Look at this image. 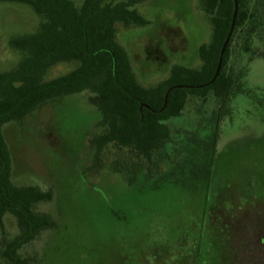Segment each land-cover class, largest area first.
Returning <instances> with one entry per match:
<instances>
[{
	"label": "rangeland",
	"instance_id": "rangeland-1",
	"mask_svg": "<svg viewBox=\"0 0 264 264\" xmlns=\"http://www.w3.org/2000/svg\"><path fill=\"white\" fill-rule=\"evenodd\" d=\"M81 6L84 0H72ZM120 1V0H114ZM200 0H146L136 6L147 26L118 25V40L145 87L170 76L174 65L200 68L199 48L213 38ZM31 7L0 2V71L21 55L13 37L39 28ZM232 45L231 65L244 66L243 92L219 121L220 103L191 98L172 131L169 157L137 164L108 147L100 159L92 140L103 133L89 92L45 103L4 136L13 159V182L52 190L37 207L57 222L19 251L28 264H264V38L245 54ZM253 57V58H252ZM78 63L53 67L48 79ZM217 136V152L206 148ZM172 150V151H171ZM213 160V158H212ZM20 233L7 215L0 233V264Z\"/></svg>",
	"mask_w": 264,
	"mask_h": 264
},
{
	"label": "trees",
	"instance_id": "trees-1",
	"mask_svg": "<svg viewBox=\"0 0 264 264\" xmlns=\"http://www.w3.org/2000/svg\"><path fill=\"white\" fill-rule=\"evenodd\" d=\"M144 1L84 0L78 6L72 0H0L29 6L41 20L36 31L10 40L9 46L21 60L15 68L0 71V233L5 230L7 215L16 219L20 230L6 245L4 256L9 264H28L19 251L43 232L55 230L57 222L37 210L40 204L53 201L52 190L14 184L13 159L4 136L8 124L24 121L47 102L89 92V102L101 113L99 125L103 128L92 140L96 158L114 147L137 164L154 166L170 156L173 140L167 122L180 117L191 98L212 96L220 103L221 121L231 101L243 92L246 70L231 65L232 45L242 38L243 52L256 57L254 46L264 38V0H200V10L213 26L212 41L199 48L201 67L174 65L167 79L149 88L140 83L118 40L119 24L126 28L149 24L136 9ZM236 4L234 32L214 79ZM72 62L79 64L76 69L48 79L53 67ZM205 150L210 158L209 174L217 136Z\"/></svg>",
	"mask_w": 264,
	"mask_h": 264
},
{
	"label": "water",
	"instance_id": "water-1",
	"mask_svg": "<svg viewBox=\"0 0 264 264\" xmlns=\"http://www.w3.org/2000/svg\"><path fill=\"white\" fill-rule=\"evenodd\" d=\"M237 13H238V5L236 4V10H235L234 18H233L232 27H231V30H230L229 36H228V38L226 39L225 44H224V46H223V48H222V51H221V58H220V62H219V66H218L217 73H216V76H215L214 79H216V78L218 77L219 73H220L224 53H225V51H226V48H227L228 43H229V41H230V38H231V36H232V34H233V32H234V27H235V22H236V18H237ZM179 87H181V86H179Z\"/></svg>",
	"mask_w": 264,
	"mask_h": 264
}]
</instances>
